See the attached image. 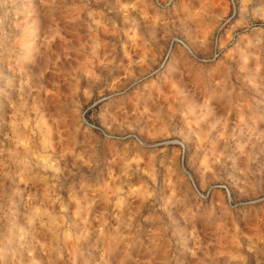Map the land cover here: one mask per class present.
Returning <instances> with one entry per match:
<instances>
[{"label": "rangeland", "instance_id": "1", "mask_svg": "<svg viewBox=\"0 0 264 264\" xmlns=\"http://www.w3.org/2000/svg\"><path fill=\"white\" fill-rule=\"evenodd\" d=\"M0 264H264V0H0Z\"/></svg>", "mask_w": 264, "mask_h": 264}]
</instances>
